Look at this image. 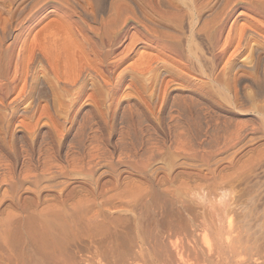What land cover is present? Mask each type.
<instances>
[{"label":"rangeland","instance_id":"374dc122","mask_svg":"<svg viewBox=\"0 0 264 264\" xmlns=\"http://www.w3.org/2000/svg\"><path fill=\"white\" fill-rule=\"evenodd\" d=\"M239 10L231 21L246 24L247 42L228 50L214 80L198 36L202 56L186 75L160 66L142 85L124 75L108 86L91 75L63 93L48 68L0 99V264H264V33ZM94 187L118 222L90 237L74 225L73 199ZM41 201L60 216L37 229L25 216Z\"/></svg>","mask_w":264,"mask_h":264},{"label":"bare ground","instance_id":"6f19581e","mask_svg":"<svg viewBox=\"0 0 264 264\" xmlns=\"http://www.w3.org/2000/svg\"><path fill=\"white\" fill-rule=\"evenodd\" d=\"M133 2L135 3L134 6L129 3H121L119 0H109L106 6V13L99 15L97 9L103 3V0H0V99L7 97L9 93L18 88L21 82L26 81L28 78L37 80L39 72L42 70L43 73L48 68L56 79H53L55 83L56 81L62 83L60 86L62 92H70V88L77 81L81 80L80 83L83 84V81H86L85 79L91 75L100 77L106 84L110 82V79L114 78L113 76L116 79L115 83L121 81L124 75L132 78L134 82L135 79L138 82L139 78H144L146 75L151 76L149 79H152V77L156 79L157 74H160L158 73L160 66L165 71L168 70L167 72H170V74L174 70L176 73L188 72L191 71L193 63L195 61L199 62L198 60L202 56L199 57L198 55L199 48H197L198 42L196 41L198 36H201L204 40L205 50L209 57L207 59L210 62L209 69L205 75L214 80L224 70L222 68L220 71L218 65L228 50L235 44L236 49H240L247 42L243 32V27L246 24H243V27H238L234 26L235 18L231 21L236 9L239 8L241 9V11L239 10L240 13H245V17H248L246 20H249L250 23L252 22L253 28L259 29L264 33V0H133ZM48 13H53L54 16L48 18ZM249 22L247 23L249 24ZM124 62H126V65L121 67ZM198 67L201 66L199 65ZM172 74L171 76H176L175 73ZM173 77L171 79L175 80L176 78ZM149 79L147 78V80ZM52 81L49 83L53 84L54 82ZM95 81H97L96 78ZM141 82L138 83L141 84ZM174 83L176 84L177 82ZM132 84L134 83L132 82ZM177 84L180 83L178 82ZM109 85L110 89L115 86L112 82ZM136 85L139 86V84ZM136 85L134 84V86ZM50 86L54 90L58 85L56 87L54 85ZM73 90L72 92H74ZM62 92L61 94L64 93ZM56 93L58 97L59 92ZM62 98L64 99L63 95L59 99V103L61 104L64 103V100H61ZM61 104H58V106ZM141 165L138 164V166ZM141 167H138V170L143 172L144 168ZM179 174H176V176H179ZM95 184L98 183L96 182ZM148 189L147 191H149ZM70 193H72V190ZM105 193L100 188H88L85 193L79 194V197L75 200L73 199V208L79 207V209L77 208L74 214L72 213L75 215L73 216L75 221H72L75 222L74 225L83 223L90 237L103 234L104 228L107 226L110 228L109 225L111 223L113 225V223L118 222V215L115 216L113 214L114 216L108 218L105 216V201L103 200ZM74 194L77 193L74 192ZM136 195H139V193ZM139 196L137 198H140L142 195ZM70 199L69 201H72V197ZM43 201L36 204V206L31 205V208L27 211L28 214L25 216L27 220L25 219V222L30 227L38 219L40 220L38 222H41L42 218L46 219L45 217H55L60 214L59 209L61 207L53 209L51 208L53 206L50 209L54 211L50 210V213L45 214V210L49 209V207L44 205ZM56 203L59 204H56L57 206H60V203ZM69 205L71 206V204ZM82 205L85 209H80ZM43 207H45V210ZM94 209H96L95 214H93ZM89 212L95 217L90 214L92 217H88ZM98 217L100 218L99 220L96 219ZM16 222L21 224L23 221L16 220ZM38 222L36 223L39 225ZM45 226L44 228L48 227ZM34 232L26 237L27 246H24L25 249L36 242L37 234ZM43 233L45 234V232ZM53 257L55 258L56 256L54 255ZM55 260L57 259H52L51 262ZM55 262L58 264L59 261ZM55 262H52V264ZM60 262L59 264H61Z\"/></svg>","mask_w":264,"mask_h":264}]
</instances>
